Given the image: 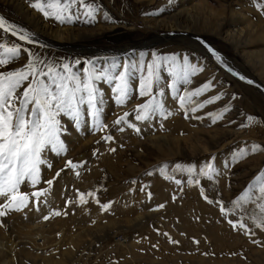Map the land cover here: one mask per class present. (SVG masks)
Instances as JSON below:
<instances>
[{"label":"rangeland","instance_id":"1","mask_svg":"<svg viewBox=\"0 0 264 264\" xmlns=\"http://www.w3.org/2000/svg\"><path fill=\"white\" fill-rule=\"evenodd\" d=\"M31 2L0 0V15L30 32L35 41L4 34L0 42L20 44L22 53L0 66V71L22 67L29 54L45 62L69 63L82 79L89 61L98 68L118 63L119 72L124 64L150 63L153 54L175 56V71L181 75L185 58L196 71L185 83L170 71V62L162 61L152 95L163 105V112L149 120L135 119L137 105L151 98L139 95V72L130 77L131 90L123 104L112 91L114 81L95 82L102 101L97 104L98 119L87 105L81 106L79 124L64 113L57 117L64 151L46 147L39 183L32 185L26 179L21 185L24 192L47 188L48 193L38 204L33 198L27 208L0 217L6 237L18 233L30 237L25 233L31 229L35 243H40L38 248L31 241L29 247L21 243L14 248L13 264H43L41 258L49 256L74 264L67 251L76 236L83 239L77 248L83 254L76 264H264V230L250 218L264 215L257 206L264 200L254 190V202L233 204L264 170V91L259 87L264 86V8L256 7L264 0H85L99 9L95 19L90 21L77 6L73 11L80 19L63 24L46 19ZM68 28L82 30L71 34L76 37L94 34L77 38L71 51L43 40ZM187 29L192 36L178 34ZM197 35L220 55V61ZM155 36L156 42L144 46ZM208 82L212 86L193 99L200 103L213 96L220 99L186 115L179 97ZM125 113L128 116L117 125L116 119ZM220 113L222 118L213 122ZM249 115L255 123L249 124ZM133 124L139 132L130 127ZM106 136L112 139H103ZM254 144L260 150L252 152ZM69 160L77 167H66ZM209 163L215 171L202 175L201 169ZM189 167L194 171L188 172ZM54 177L49 186L46 181ZM80 192L96 195H86L87 203L81 204ZM109 202L110 207L102 210L101 205ZM240 220L251 233L229 223ZM11 227L16 232H10ZM22 251L38 255L28 257Z\"/></svg>","mask_w":264,"mask_h":264},{"label":"snow or ice","instance_id":"2","mask_svg":"<svg viewBox=\"0 0 264 264\" xmlns=\"http://www.w3.org/2000/svg\"><path fill=\"white\" fill-rule=\"evenodd\" d=\"M30 6L42 13L47 18H53L60 23H72L74 20L80 19V14H77L73 9L77 6L84 9L83 15L89 20L95 19V13L99 10L93 3H86L85 0H32ZM257 8H264V4H256ZM11 33L12 36L19 37L20 41H28L34 43L31 39V33L17 25L10 23L4 16L0 15V40H3L4 34ZM213 55L218 61L221 57L214 50ZM22 46L20 44H10L9 42H0V66L9 65L12 61L20 58ZM154 59L145 64L143 61L133 62L123 65L122 71H117L121 65L112 63L111 65L98 68L91 61L88 62L89 67L84 69L83 79L80 73L73 71L69 63L45 62L38 56L29 54L28 63L20 68L13 70L0 71V197L3 202H0V217H5L10 211H20L27 208L35 198L36 203L40 202V198L48 193L47 188H40L31 193L21 191V185L25 180H30L32 185L39 183L40 165L42 151L51 146L57 152L64 151L63 142L60 139L62 128L57 117L64 113L77 124L80 123L81 106L87 105L91 110V115L98 119L99 109L98 103H102L99 99V89L95 82L105 80L109 83L115 82V87L112 89L115 92L118 103L123 104L131 90L130 77L134 73L139 72V95L151 96L145 103L137 105L138 114L135 119L138 121L149 120L152 114L163 112V105L156 99L153 92V86L160 80V68L162 61L170 62V71L179 80L188 82L189 75L194 74L196 69L190 67L185 58L182 75L175 71L176 57H161L153 54ZM80 64L79 60L75 61ZM43 65V67H41ZM231 71V69H229ZM244 79L243 76L240 77ZM25 83L27 86L25 87ZM248 83H252L251 80ZM211 82L205 83L200 88L192 91H185L179 97L180 107L185 109V114L188 111L195 113L199 108H203L205 104L214 103L220 99V96H213L205 100L203 103L195 101L193 98L200 96L204 91L210 88ZM173 89L176 87V81L171 85ZM22 89V91H21ZM223 111H228L225 108ZM213 116L212 113H208ZM128 113L118 117L115 121L117 125L124 121ZM200 119V117H196ZM222 118V113L216 114L213 122L216 119ZM249 124L255 123V118L251 115L247 117ZM242 127L247 125L242 124ZM140 131L136 126L130 125ZM103 139L111 140V136H106ZM258 144L252 145L251 151L260 150ZM115 151V149H111ZM247 153H241L246 155ZM66 167L76 168L77 165L72 161H67ZM180 170V165L176 166ZM188 172H193L194 169L189 167ZM215 171L211 163L205 165L201 169V174L210 176ZM60 172L56 173L59 177ZM53 179H49L46 183L51 186ZM180 183L179 180L176 181ZM198 183V181H197ZM143 190V189H141ZM254 190H258V199L264 200V170L258 174L253 182H251L244 193H242L233 204L235 207H241L252 200L255 195ZM86 195L95 197V192L87 194L79 193V202L87 203ZM203 195V193H202ZM149 198L151 193H148ZM205 199L207 197L205 196ZM99 203V200H97ZM212 203V201H209ZM164 205H159L163 207ZM264 213V203L257 205ZM110 207V202L101 205L102 210H107ZM220 210L222 213L226 211L225 206L221 204ZM247 211V209H245ZM55 215H60V212H55ZM48 219V217H44ZM256 226L264 230V215L250 217ZM234 228L239 227L246 229V234L251 233V229L243 221H229ZM254 235V233H252ZM254 243L257 241L253 240Z\"/></svg>","mask_w":264,"mask_h":264},{"label":"bare ground","instance_id":"3","mask_svg":"<svg viewBox=\"0 0 264 264\" xmlns=\"http://www.w3.org/2000/svg\"><path fill=\"white\" fill-rule=\"evenodd\" d=\"M198 7V6H197ZM196 9V8H195ZM188 11V10H187ZM189 14V13H188ZM187 17H188V15H187ZM194 19V18H193ZM155 23H156V20H155ZM152 24V23H151ZM44 26V25H43ZM218 26H219V24H218ZM45 27V26H44ZM166 27V26H165ZM207 27V26H206ZM171 28V27H170ZM44 29V28H43ZM168 29V28H167ZM178 29V28H177ZM181 29V28H180ZM219 29V28H218ZM79 29H75V28H68V29H59V31L57 32V36H53V37H55V38H53V39H49V38H47V39H44L43 38V40H45V43L46 44H49V45H52L53 47H57V48H63V49H67V50H70L71 51V49H75L73 46H72V43H74L75 42V40L77 39V38H84V39H89L91 36H93V35H91V34H94V33H89V32H87V33H80V35L79 36H73V35H71V34H73V32H75V31H78ZM169 30V29H168ZM189 30L190 29H187V30H178L179 31V35L181 34V33H186L187 35H191L192 36V34L189 32ZM214 30V29H213ZM79 31H82V30H79ZM177 31V32H178ZM215 32V31H214ZM231 33V32H230ZM176 32L175 33H173V35H178ZM196 34V33H195ZM261 34H263V33H261ZM77 35V34H76ZM232 35V34H231ZM166 36H168V37H170L171 35H169V34H167ZM196 37V36H195ZM197 37H198V39H199V41H201L202 43H204L205 45H206V47H208V49L209 48H211L210 47V45L209 44H207L205 41H204V39H202L200 36H198L197 35ZM157 39H159V37H157V36H155V37H153V38H151L149 41H147V42H143L144 44H146V45H144L143 43H141V44H139L140 46L141 45H144V46H148L149 44H151L152 42H156L157 41ZM138 44V43H137ZM137 46V45H136ZM139 47V46H138ZM259 87L264 91V86H261V85H259ZM161 136H158V137H155V138H153L152 140H157V139H159ZM205 150V149H204ZM135 220V219H134ZM137 220V219H136ZM127 222V221H126ZM30 225V224H29ZM36 226V225H35ZM34 226V227H35ZM42 226V225H41ZM37 227H39V226H37ZM8 228V227H7ZM12 228V227H11ZM5 229H6V227H5ZM34 229H36V227L34 228ZM40 229V228H39ZM2 231H3V228L1 229ZM1 230H0V264L2 263V264H13V259H14V257H13V249L14 248H16L17 246L19 247V245L21 244V243H23V244H28V247H29V243H30V241H31V244H33V245H35V246H37V243H39V242H36L35 243V240H34V237H33V235H34V233L33 232H31L32 230L30 229L29 231H27L25 234L26 235H29L30 234V237H27V236H22L21 234H19L18 233V235L16 236V234H14L15 235V237L13 238V237H11V238H8V237H6L2 232H1ZM10 230V229H9ZM12 230V231H11ZM10 230V232H16V230L15 229H11ZM38 230V229H37ZM42 230V229H41ZM6 231V230H5ZM26 231V230H25ZM24 231V232H25ZM32 233H33V235H32ZM36 233V232H35ZM7 235H8V233H7ZM12 235V234H11ZM32 235V236H31ZM81 235H82V232H81ZM87 235V234H86ZM86 235H84V236H86ZM35 236V235H34ZM122 237V236H121ZM121 237H119L120 239H121ZM82 237L81 236H76V238H74L72 241H71V244H70V246H69V249H68V251H67V256H69L70 258L69 259H71V262H73L74 264H76V263H78L79 262V260H80V257H81V254H83L82 253V251L81 250H77V248H79V246H80V244H81V241L83 240V239H81ZM31 239V240H30ZM38 239V238H37ZM6 241V242H5ZM41 242H43V241H41ZM40 244V243H39ZM32 245V246H33ZM43 245V244H42ZM27 247V248H28ZM33 248V247H32ZM36 248H38V246L36 247ZM23 249V248H22ZM29 250L31 249V248H28ZM16 250H17V248H16ZM15 250V251H16ZM88 250V249H87ZM23 252V251H22ZM84 252V251H83ZM87 252V251H86ZM23 253H25L28 257H33V258H36L37 257V255L38 254H35L34 252L32 253V252H28V251H24ZM13 257V258H12ZM38 258H41L40 256H38ZM42 259V263L43 264H67L66 262H64V260H59V259H55L54 257H51V256H49V257H43V258H41ZM204 260V259H203Z\"/></svg>","mask_w":264,"mask_h":264}]
</instances>
